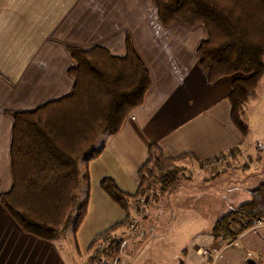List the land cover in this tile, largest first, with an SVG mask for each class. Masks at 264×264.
<instances>
[{
	"label": "crops",
	"instance_id": "1",
	"mask_svg": "<svg viewBox=\"0 0 264 264\" xmlns=\"http://www.w3.org/2000/svg\"><path fill=\"white\" fill-rule=\"evenodd\" d=\"M126 37L149 73V89L141 106L130 114L132 119L127 117L115 135L105 136L95 147L101 150L87 164V210L97 198L96 204L106 213L110 200L98 192L93 195L92 187L97 182L98 191V182L104 178L112 180L122 192L136 191L137 171L150 145L157 146L168 158L192 156L179 161L189 175L170 192L179 204L186 200L182 206L187 212L195 207L187 197V179L209 186L213 177L237 168L225 162L207 170V161L230 151L234 153L230 161L242 160L241 169L249 168L261 146L255 126L264 119V92L259 94L264 76L245 105L248 134L241 137L230 121L226 99L232 79L240 76L207 83L195 53L205 38L201 26L189 29L175 23L163 28L151 0H0V193L11 187L8 148L12 122L7 113L30 111L70 92L72 81L66 71L72 63L67 48L102 47L122 56ZM243 190L247 195L249 189ZM160 195L149 205L156 204ZM132 211L133 205L127 209L128 216ZM150 215L149 210L145 212L143 221ZM188 218L196 221L198 216L190 214ZM213 221L206 232L197 229L194 238L187 237L183 246L191 252L189 263L197 260L195 252L200 246L213 243L209 235ZM142 222L138 229L143 227ZM124 237L115 236L118 240ZM59 240L62 247L58 240L47 242L22 233L0 207V264H82L90 259L92 249L82 256L76 243L74 256L63 238ZM251 259L264 260V227L240 234L210 264H246ZM143 264L164 262L157 254Z\"/></svg>",
	"mask_w": 264,
	"mask_h": 264
},
{
	"label": "trees",
	"instance_id": "2",
	"mask_svg": "<svg viewBox=\"0 0 264 264\" xmlns=\"http://www.w3.org/2000/svg\"><path fill=\"white\" fill-rule=\"evenodd\" d=\"M151 3L163 28L175 23L203 28L205 38L195 53L208 84L240 76L232 79L226 99L233 127L246 137L245 105L264 76V0ZM66 51L72 63L66 71L72 81L70 92L33 110L7 113L12 122L8 148L11 187L0 193V207L22 233L47 242L63 238L68 228L76 233L87 210V164L101 150L94 145L100 136L110 137L119 131L124 120L141 106L150 84L149 73L127 37L122 56L102 47ZM185 157L192 159L190 154L168 158L150 145L137 171L138 187L133 194L122 192L110 179L100 180V191L125 214L120 224L127 226L128 207L150 185L155 186L151 200L177 189L186 179L184 168L178 165ZM83 187L85 197L79 203L77 194ZM247 195L248 201L213 221L209 229L213 242H232L252 220L264 217V177ZM115 228L99 238H107ZM121 243L115 238L103 256H115ZM246 264H264V260L251 259Z\"/></svg>",
	"mask_w": 264,
	"mask_h": 264
},
{
	"label": "rangeland",
	"instance_id": "3",
	"mask_svg": "<svg viewBox=\"0 0 264 264\" xmlns=\"http://www.w3.org/2000/svg\"><path fill=\"white\" fill-rule=\"evenodd\" d=\"M263 92L264 84L260 86L259 94H263ZM261 122L264 123V119L258 121L256 124L258 126H255L257 130L256 135L261 145L259 147L260 150L255 152L256 159L252 160L251 164L248 163L246 159L243 160L247 165L250 164L249 168H243L244 170L241 169L242 160L229 161V164L228 161H226V165L237 168L213 177L214 181L211 182L209 186L204 183L195 182L194 179H187L186 191L189 193L187 197L188 200L190 199L191 204L195 203V207H191V209L188 210V212L191 213L184 211V206H182L186 200L182 201V204H179L178 201L172 199V193L160 195L156 204L150 206L149 204L153 203L152 200H150L144 206V213L149 210L151 215L145 222L142 219L141 222L143 221V227L138 229L139 224L137 228L132 231L134 233L131 235V231H128L127 226L125 224H120L123 222L125 214L110 201H108L106 213L102 212L101 207L96 204L99 199L95 198V202L91 209L86 210L87 212L77 233L73 235L71 228L66 230L63 235L64 244L68 246L70 252L74 256H77L73 245H75L74 242L78 243L79 251L82 256H84L91 249L93 252V248L102 243L103 238H99L100 234L110 228L116 227L109 232L108 235L110 237L114 236V238L119 234L124 235L125 237L121 239L123 242V250L115 259V263L113 261L114 256L102 255V260H106V264H143L144 261L149 258L154 260L157 254L164 264H210L215 261L213 257H205L203 255V250L211 248H218L217 250H220L225 242L223 243L217 240L210 246H200L195 252L197 260L195 261L192 259L191 263H189L191 252L187 246L183 245L188 241L187 237L190 239L194 238L192 235H194L197 229L199 232H206L207 227L210 225L209 223L213 220H216L227 210L248 201V197L243 188L246 187V189L249 190L254 189L262 181L264 177V125L261 127ZM104 138L105 136H100L94 148L102 143ZM185 175L186 178H188L189 174L186 170ZM92 187L93 195L95 192H98L100 196L103 195L99 189L98 191L95 190L97 189V182H95ZM84 193L83 187L77 194V202L80 203V201H82L83 197H85ZM190 214L198 216V219L196 221L189 220L188 217ZM167 219L169 222L164 225ZM116 223L120 225H116ZM261 227L264 226L258 228ZM190 229H192V234L190 233ZM132 238H136V241L132 242ZM196 239L200 241V235L196 237ZM57 242L59 246L62 247L61 240ZM92 242L94 243L90 248L89 246ZM232 242L229 243L231 244ZM136 244L139 245L135 247ZM76 261L78 262V260Z\"/></svg>",
	"mask_w": 264,
	"mask_h": 264
},
{
	"label": "built area",
	"instance_id": "4",
	"mask_svg": "<svg viewBox=\"0 0 264 264\" xmlns=\"http://www.w3.org/2000/svg\"><path fill=\"white\" fill-rule=\"evenodd\" d=\"M128 119H132V117L129 115ZM234 153L227 151L222 154H219L215 156L214 158L210 159L204 164V168L207 170H212L217 165L223 164L226 161H230L233 158ZM155 192V186L150 185L148 188L143 190V194L136 200L133 211L130 215V218L127 223V229L128 231H134L137 226L140 224L143 216H144V206L147 204L148 201L151 200V197L153 193ZM260 226H264V217L261 219L252 220L248 226L247 229L243 230L241 232L245 233L249 230L256 229ZM114 237L108 236L107 238L103 239L102 243L98 244L88 261H84L82 264H101L102 263V255H104L107 247L114 241ZM220 242H225V244L222 246L220 250H217L218 248H211V249H204L203 255L205 257H213L215 260L219 256L222 250L227 248L230 243L225 240H220Z\"/></svg>",
	"mask_w": 264,
	"mask_h": 264
}]
</instances>
